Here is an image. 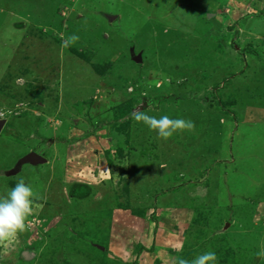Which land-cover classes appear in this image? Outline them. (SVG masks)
<instances>
[{
  "label": "rangeland",
  "instance_id": "rangeland-1",
  "mask_svg": "<svg viewBox=\"0 0 264 264\" xmlns=\"http://www.w3.org/2000/svg\"><path fill=\"white\" fill-rule=\"evenodd\" d=\"M0 120V264H264V0H0Z\"/></svg>",
  "mask_w": 264,
  "mask_h": 264
},
{
  "label": "clouds",
  "instance_id": "clouds-1",
  "mask_svg": "<svg viewBox=\"0 0 264 264\" xmlns=\"http://www.w3.org/2000/svg\"><path fill=\"white\" fill-rule=\"evenodd\" d=\"M70 39L76 40L78 37L72 36ZM133 118L138 122H143L144 126L149 130H154L157 136L164 140L169 139L178 131L190 130L193 127L190 120L173 119L167 115L157 119L142 110L134 112ZM34 196L33 188L24 180L18 181L5 196H0V241L8 240L25 230L27 218L33 212ZM217 262V254L211 250L196 256L190 262L183 258L178 260V264H217Z\"/></svg>",
  "mask_w": 264,
  "mask_h": 264
},
{
  "label": "water",
  "instance_id": "water-1",
  "mask_svg": "<svg viewBox=\"0 0 264 264\" xmlns=\"http://www.w3.org/2000/svg\"><path fill=\"white\" fill-rule=\"evenodd\" d=\"M136 60L139 61V58H137ZM3 123H4V120H0V129L3 125ZM44 161H45L44 157L40 156L39 154H36L35 152H29L19 159V161L16 164L15 169H18L20 167V165L24 162H26V163L27 162L28 163H38V162H44Z\"/></svg>",
  "mask_w": 264,
  "mask_h": 264
},
{
  "label": "bare ground",
  "instance_id": "bare-ground-1",
  "mask_svg": "<svg viewBox=\"0 0 264 264\" xmlns=\"http://www.w3.org/2000/svg\"><path fill=\"white\" fill-rule=\"evenodd\" d=\"M18 5L21 6L20 4H18ZM18 5H17V6H18ZM11 6H12V5H11ZM17 6H16V7H17ZM19 6H18V9H19ZM179 6H180V5H179ZM12 8H13V7H12ZM10 10H12V9H10ZM9 12H10V11H9ZM14 12H15V10H14ZM9 14H10V13H9ZM4 15H5V14H4ZM181 21H182V20H181ZM187 22H189V21H187ZM188 25H189V24H188ZM189 26H190V25H189ZM80 42L82 43V41H80ZM242 171H243V169H242ZM255 193H256V192H255ZM257 193H258V192H257ZM260 195H261V194H260ZM256 196H257V195H256Z\"/></svg>",
  "mask_w": 264,
  "mask_h": 264
},
{
  "label": "trees",
  "instance_id": "trees-1",
  "mask_svg": "<svg viewBox=\"0 0 264 264\" xmlns=\"http://www.w3.org/2000/svg\"><path fill=\"white\" fill-rule=\"evenodd\" d=\"M231 7L233 8V6L231 5Z\"/></svg>",
  "mask_w": 264,
  "mask_h": 264
}]
</instances>
